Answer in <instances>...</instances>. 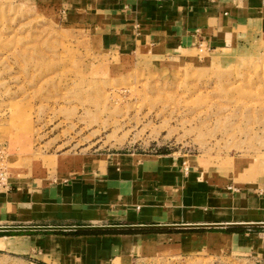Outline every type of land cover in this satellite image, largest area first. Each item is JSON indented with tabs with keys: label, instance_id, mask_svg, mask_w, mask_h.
<instances>
[{
	"label": "rangeland",
	"instance_id": "obj_1",
	"mask_svg": "<svg viewBox=\"0 0 264 264\" xmlns=\"http://www.w3.org/2000/svg\"><path fill=\"white\" fill-rule=\"evenodd\" d=\"M240 30L220 49L124 53L101 49L57 1L0 0V147L10 181L42 185L105 156L169 155L181 177L211 193L264 201V31ZM25 235L0 233V245L20 249H0V264L48 263L9 239ZM133 264L260 263L165 253Z\"/></svg>",
	"mask_w": 264,
	"mask_h": 264
},
{
	"label": "crops",
	"instance_id": "obj_2",
	"mask_svg": "<svg viewBox=\"0 0 264 264\" xmlns=\"http://www.w3.org/2000/svg\"><path fill=\"white\" fill-rule=\"evenodd\" d=\"M43 1H57L67 21L88 28L108 51L220 49L246 24L264 31V0ZM170 158L105 156L63 167L66 175L42 185L10 181V189L0 193V227H169L9 238L23 240L47 264H133L165 253L264 264V227L174 228L264 224V201L211 193L181 177Z\"/></svg>",
	"mask_w": 264,
	"mask_h": 264
},
{
	"label": "water",
	"instance_id": "obj_3",
	"mask_svg": "<svg viewBox=\"0 0 264 264\" xmlns=\"http://www.w3.org/2000/svg\"><path fill=\"white\" fill-rule=\"evenodd\" d=\"M232 227H264V224H252V225H199V226H175L174 228L182 229H224ZM169 227L161 226H143V227H0V233H27V232H61V231H96V230H152V229H164ZM171 228V227H170Z\"/></svg>",
	"mask_w": 264,
	"mask_h": 264
},
{
	"label": "built area",
	"instance_id": "obj_4",
	"mask_svg": "<svg viewBox=\"0 0 264 264\" xmlns=\"http://www.w3.org/2000/svg\"><path fill=\"white\" fill-rule=\"evenodd\" d=\"M5 152L0 147V191L6 192L10 189V179L5 170Z\"/></svg>",
	"mask_w": 264,
	"mask_h": 264
},
{
	"label": "bare ground",
	"instance_id": "obj_5",
	"mask_svg": "<svg viewBox=\"0 0 264 264\" xmlns=\"http://www.w3.org/2000/svg\"><path fill=\"white\" fill-rule=\"evenodd\" d=\"M0 249L3 251H13V252L17 250L16 247L13 246L6 247L4 244L0 245Z\"/></svg>",
	"mask_w": 264,
	"mask_h": 264
}]
</instances>
